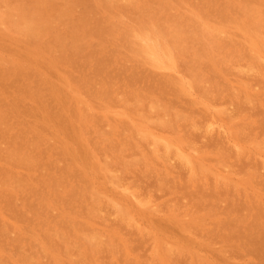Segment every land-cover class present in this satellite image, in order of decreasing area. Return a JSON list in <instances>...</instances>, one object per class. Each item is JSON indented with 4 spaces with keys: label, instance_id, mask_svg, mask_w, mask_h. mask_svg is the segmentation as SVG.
Masks as SVG:
<instances>
[{
    "label": "rangeland",
    "instance_id": "374dc122",
    "mask_svg": "<svg viewBox=\"0 0 264 264\" xmlns=\"http://www.w3.org/2000/svg\"><path fill=\"white\" fill-rule=\"evenodd\" d=\"M0 264H264V0H0Z\"/></svg>",
    "mask_w": 264,
    "mask_h": 264
},
{
    "label": "bare ground",
    "instance_id": "6f19581e",
    "mask_svg": "<svg viewBox=\"0 0 264 264\" xmlns=\"http://www.w3.org/2000/svg\"><path fill=\"white\" fill-rule=\"evenodd\" d=\"M52 2H53V1H52ZM6 6H7V5H6ZM59 6H60V5H59ZM47 7H48V6H47ZM240 7H241V6H240ZM241 8H242V7H241ZM47 9H48V8H47ZM239 10H240V9H239ZM242 10H244V9L242 8ZM245 10H247V9H245ZM253 10H254V9H253ZM255 11H256V10H255ZM255 11H254V12H255ZM30 12H32V11H30ZM242 13H243V12H242ZM245 13H246V12H245ZM62 14H64V13H62ZM30 15H31V14H30ZM30 15H29V16H30ZM60 17H61V15H60ZM255 17H257V16H255ZM42 18H43V17H42ZM29 19H30V18H29ZM56 19H57V18H56ZM249 19H250V18H249ZM25 20H26V19H25ZM30 20H31V19H30ZM254 20H255V19H254ZM260 20H261V19H260ZM260 20H259V21H260ZM181 21H182V20H181ZM237 21H239V20H237ZM244 21H245V19H244ZM19 22H20V21H19ZM29 22H30V21H29ZM183 22H184V21H183ZM233 22H234V21H233ZM235 22H236V21H235ZM257 22H258V21H257ZM36 23H37V22H36ZM255 23H256V22H255ZM39 24H40V23H39ZM171 24H173V23H171ZM197 24H198V23H197ZM236 24H238V23H236ZM251 24H252V23H251ZM256 24H257V23H256ZM176 25H177V24H176ZM29 26H30V25H29ZM178 26H179V24H178ZM181 26H182V25H181ZM200 26H201V25H200ZM200 26H199V27H200ZM249 26H251V25H249ZM255 26H256V25H255ZM183 27H184V26H183ZM234 27H235V26H234ZM166 28H167V27H166ZM170 28H171V27H170ZM205 28H206V27H205ZM28 29H29V28H28ZM31 29H33V27H32ZM173 29H174V28H173ZM173 29H172V30H173ZM182 29H183V28H182ZM203 29H204V28H203ZM206 29H207V28H206ZM210 29H211V28H210ZM215 29H216V28H215ZM183 30H184V29H183ZM183 30H182V31H183ZM204 30H205V29H204ZM216 30H217V29H216ZM34 31H35V30H34ZM43 31H44V29H43ZM211 31H212V30H211ZM211 31H210V32H211ZM15 32H16V31H15ZM19 32H20V30H19ZM143 32H144V31H143ZM173 32H174V31H173ZM184 32H185V31H184ZM215 32H216V31H215ZM215 32H214V33H215ZM21 33H22V32H21ZM33 34H34V33H33ZM167 34H168V33H167ZM175 34H176V33H175ZM44 35H45V34H44ZM215 35H216V34H215ZM224 35H225V34H224ZM252 35H253V34H252ZM252 35H251V36H252ZM169 36H170V35H169ZM173 36H174V35H173ZM173 36H172V37H173ZM177 36H178V35H177ZM206 36H207V35H206ZM217 36H218V35H217ZM191 37H192V36H191ZM203 37H204V35H203ZM224 37H225V36H224ZM255 37H256V36H255ZM258 37H259V36H258ZM204 38H205V37H204ZM209 38H210V37H209ZM172 39H173V38H172ZM201 39H202V38H201ZM205 39H206V38H205ZM253 39H254V38H253ZM256 39H257V38H256ZM202 40H203V39H202ZM226 40H227V39H226ZM229 40H230V39H229ZM175 41H176V40H175ZM178 41H179V40H178ZM253 41H254V40H253ZM256 41H257V40H256ZM134 42H135V41H134ZM247 42H248V41H247ZM257 42H258V41H257ZM137 44H138V42H137ZM261 46H262V45H261ZM133 49H135V48H133ZM252 49H253V52H254V51H255L254 48H252ZM259 49H260V48H259ZM259 49H257V50H259ZM137 52H138V51H137ZM139 52H140V51H139ZM253 52H252V53H253ZM256 52H257V51H256ZM260 53H261V52H260ZM143 54H144V53H143ZM255 55H256V54H255ZM144 56H145V55H144ZM165 57H166V56H165ZM257 57H258V56H257ZM258 58H260V57H258ZM257 60H258V59H257ZM162 61H163V60H162ZM164 62H165V60H164ZM150 63H151V62H150ZM150 63H148V64H150ZM163 66H164V65H163ZM14 81H15V80H14ZM23 84H24V83H23ZM20 90H21V89H20ZM66 125H67V124H66ZM67 127H68V126H67ZM64 130H65V129H64ZM26 152H27V151H26ZM258 198H259V197H258ZM141 210H142V209H141ZM146 216H147V215H146ZM183 229H184V228H183ZM260 239H261V238H260ZM262 239H263V238H262ZM258 242H259V241H258ZM262 242H263V241H262ZM188 244H189V243H188ZM186 248H187V247H186ZM189 248H190V247H189Z\"/></svg>",
    "mask_w": 264,
    "mask_h": 264
}]
</instances>
